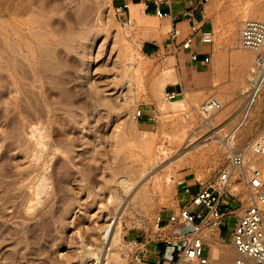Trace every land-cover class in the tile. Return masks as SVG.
Instances as JSON below:
<instances>
[{"label":"rangeland","instance_id":"374dc122","mask_svg":"<svg viewBox=\"0 0 264 264\" xmlns=\"http://www.w3.org/2000/svg\"><path fill=\"white\" fill-rule=\"evenodd\" d=\"M246 19L264 20V0H209L210 90L196 91L202 75H189L184 96L166 101L181 49L168 40L148 54L144 44L160 46L149 31L166 37L169 20L123 28L112 0H0V264H92L116 216L108 264H130L132 237L152 235L184 188L211 185L229 162L221 140L241 149L264 127V89L247 111L243 94L256 56L239 45ZM209 99L222 106L212 128L201 112ZM146 107L153 118L142 124L134 115ZM211 130L219 138L207 140ZM143 175L129 193L120 183ZM213 246L210 264L234 261L231 242Z\"/></svg>","mask_w":264,"mask_h":264},{"label":"built area","instance_id":"2783aa9c","mask_svg":"<svg viewBox=\"0 0 264 264\" xmlns=\"http://www.w3.org/2000/svg\"><path fill=\"white\" fill-rule=\"evenodd\" d=\"M208 1L200 0V3L203 5ZM170 4L171 0H146L141 3V8L160 20H167L172 18ZM129 9L130 3H124L116 9L117 15L121 14L120 24L123 28L133 25L132 19L126 16ZM186 16L190 22V34L180 43L181 49H191L196 37L200 43L212 45L213 32L201 31L198 19L193 15ZM179 37V31L172 34L174 41ZM239 45L256 54L252 70L254 75L243 93L247 99V111L253 108L264 89V20H243ZM199 57L198 54H192L191 60L202 65L210 63V57L202 60ZM178 97L176 93L165 92L166 101ZM221 107L218 100L209 99L202 105L201 112L208 117ZM142 114L143 111L138 109L134 118L140 119ZM233 138L224 141L229 162L220 169L215 181L207 187H200L195 194H191L189 188L185 189L187 203L167 217V224L173 227L191 226L184 239L172 235L162 237L167 251L175 255L169 264H210L208 256L204 255V232L229 227L232 221L231 244L236 254L233 264H264V127L241 149L235 148ZM236 184L243 185L242 196L236 193ZM163 224L164 219L159 216L154 224L155 231L161 233ZM127 244L131 249V263L142 264L145 251L140 240L130 239Z\"/></svg>","mask_w":264,"mask_h":264},{"label":"crops","instance_id":"0c3cea01","mask_svg":"<svg viewBox=\"0 0 264 264\" xmlns=\"http://www.w3.org/2000/svg\"><path fill=\"white\" fill-rule=\"evenodd\" d=\"M146 0H112L115 5V10L124 3H130V9L126 13L127 17H130L133 21V24L138 25L142 20L154 16L153 13H140L137 7H141V3ZM209 2V1H208ZM171 9H172V18L167 19L170 22V31L166 33V37L162 32H151L152 36L155 37L156 40H161V45L159 46L154 41H147L144 44V50L146 53L151 54L154 52H159L161 49L167 46L168 40L171 41L172 46H179L180 43L190 34V22L186 15H193L198 19L201 25V31H211L214 34V30L208 24L207 20V11H208V3L201 5L200 0H171ZM142 9V8H141ZM121 14H118L119 19ZM155 17V16H154ZM133 26V25H132ZM131 26V27H132ZM175 31L180 32V37L174 41L172 39V34ZM212 45L202 44L199 39L196 37L193 46L189 50L181 49L178 58L185 63L183 68V72H179L180 82L174 83L170 85L168 88V92H173L178 94V96H184L185 88L188 85V79L194 78L199 79L200 75H202L201 80H197L196 91H208L211 87V76L205 73V67L207 65H202L200 62H195L191 60L192 54H198L199 59H204L205 57H210V61L213 60L215 56V50L211 47ZM166 50V49H165ZM190 75V77H189ZM153 111L150 108L146 107L143 111L142 117L139 120L140 123L145 124L152 120ZM190 189L191 194L197 193L196 188L187 187ZM187 188H184L187 189ZM183 190V191H184ZM184 203H180L178 205L179 209L187 203L188 195L183 192ZM193 208V207H192ZM164 219V227L161 233L154 232L152 235L145 234L144 236H135L131 239H139L141 242V246L144 249L143 253V262L142 264H169L171 261L175 259V255L171 254L167 251L165 244L163 243V238L166 236H175L184 239L185 234L190 232L191 226L179 225L172 226L167 224V216L163 217ZM161 234V235H160ZM205 236L207 235L208 240L205 242L208 252L207 256L210 258V255L213 252V245L217 244L219 241L224 243H230V241H226L223 234V229L219 228L214 231H205ZM130 264L131 261H130Z\"/></svg>","mask_w":264,"mask_h":264},{"label":"bare ground","instance_id":"6f19581e","mask_svg":"<svg viewBox=\"0 0 264 264\" xmlns=\"http://www.w3.org/2000/svg\"><path fill=\"white\" fill-rule=\"evenodd\" d=\"M259 9H260V5H258L254 10L258 11ZM242 57H244V56H242ZM245 57H246V55H245ZM241 62L243 63L244 61H241ZM208 117H204V119L207 121L205 123V125L207 127H209V128H212V123H211L210 117L209 118ZM218 136H219V132L214 130V131L211 132V134H210V136H209V138L207 140H211L212 141L215 137H218ZM42 137H43V135H42ZM221 141L224 142V140H221ZM192 146H193V144H192ZM143 177H144V175L141 176L140 180H138V181H132V180H129V179H122L120 181V183H121V185L124 186V188L127 189V192L129 193L131 191H134L136 185L142 180ZM117 186H118V184H117ZM129 196H128V198H129ZM109 221L110 222H108L107 226L104 227L105 229H103V231H102L100 247L94 248V249H92L90 251V254H91L90 256H92L93 261H94V263H92V264H108V260L110 258L111 252L114 250V248L118 244V240L120 239V236H121L120 235L121 234L120 233V217H117V216L115 218L112 217V220L110 219ZM208 238L209 237H207V235L205 236V234H204L205 242L208 240ZM213 254H214V250H213ZM221 264H233L232 258L230 256H226V255L223 256Z\"/></svg>","mask_w":264,"mask_h":264}]
</instances>
